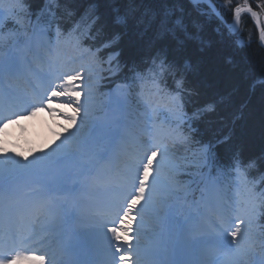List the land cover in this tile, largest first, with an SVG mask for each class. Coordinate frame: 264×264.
Returning <instances> with one entry per match:
<instances>
[{"label": "snow or ice", "instance_id": "obj_1", "mask_svg": "<svg viewBox=\"0 0 264 264\" xmlns=\"http://www.w3.org/2000/svg\"><path fill=\"white\" fill-rule=\"evenodd\" d=\"M110 6L111 23L105 24L100 13L101 0H88L83 10L72 6V0H42V6L33 10L32 0H0V132L8 124L21 118V111L36 116L43 109L56 114L54 99L66 98L75 105L72 114L60 112L76 125L74 131L65 127L59 143L41 156L17 160L7 154L0 143V264H17L18 261H38L45 264L44 256H37L26 247L31 234L25 236L23 228L17 227V210L13 204V185L16 169L23 164L28 169L38 162L42 175L51 176L50 190L54 185L67 188L71 181L83 178L85 183L96 186L102 179L96 165L106 159L118 139L136 145L132 164L127 171V181L122 198L116 202L114 211L98 209L82 214L79 221L69 203L46 204L40 211L49 219L50 228L57 231V247L48 254L47 264H221L215 253L220 249L240 252V241L248 233L250 221L235 207L226 208L219 214L209 215L195 204L186 218L175 223L170 232V241L163 244L141 245L142 225L149 211L159 212L170 207L175 192L171 182L165 178L169 147L157 142L151 126L145 125L146 135L140 136L124 128L121 118L107 123L88 120L89 101L92 97L91 70L83 65L71 72H59L49 61L47 72H33V59L21 53L4 51V33L23 27L24 21L39 23L43 27L36 33L47 36V44H58L67 33L81 46V39L90 46L85 55L98 71L110 75L126 73L125 88L135 90L145 81L160 91L161 86L170 88L167 93L175 106L177 123L183 142H195L200 146L198 170L206 191L201 199L206 203L213 190L225 179L236 178V182L247 181L253 174L264 181V151L258 156H245L235 140V130L228 124L209 131L205 138L200 125L216 113L223 98L217 101L196 104L200 91L189 83L192 68L191 50L203 51L208 42L204 37V22L215 18L223 21L216 10L214 0H104ZM207 3V10L201 7ZM147 5V6H146ZM232 5V0H223V8ZM258 7L264 10V0ZM234 22L228 25L231 33L239 31L241 13H251L260 23V13L253 10L248 0L232 5ZM259 44L264 48V28L260 29ZM147 50V56L131 64L122 63L125 44ZM237 46H242L236 41ZM225 62L233 64V57ZM264 77V66L260 69ZM23 81L25 86L21 87ZM46 81V86L44 85ZM58 81V83H57ZM59 89V90H57ZM84 101H81V96ZM192 104L191 107H188ZM79 117V124L77 120ZM197 137L200 139L197 140ZM224 148V153L218 150ZM22 156V154H20ZM75 187V186H73ZM143 201V203H141ZM135 213V215H134ZM113 216L115 218H113ZM139 217V220L137 219ZM136 230H133V223ZM87 227H83V225ZM136 237L133 242V237ZM43 242V241H39ZM211 246V247H210ZM247 264H264V244L260 252L244 250ZM234 264H244L236 261Z\"/></svg>", "mask_w": 264, "mask_h": 264}, {"label": "trees", "instance_id": "obj_2", "mask_svg": "<svg viewBox=\"0 0 264 264\" xmlns=\"http://www.w3.org/2000/svg\"><path fill=\"white\" fill-rule=\"evenodd\" d=\"M254 1L259 3V0ZM41 4L42 0H32L33 9H39ZM72 6L83 10L87 8L88 0H72ZM201 7L207 10L203 4ZM100 13L102 21L110 25V6L104 0L100 3ZM245 25L248 39L252 42L237 46L238 39L220 20L214 17L206 19L204 37L208 46L203 51L195 48L191 50L192 68L188 80L200 91L194 103L223 98L216 113L199 126L201 134L208 138L211 129L228 124L234 128L236 143L244 155L258 156L264 151V83H259L264 78L260 72L264 66V48L260 47L250 18L246 17ZM229 55L233 57V64L225 62V57ZM146 56V49L141 50L126 43L122 63L130 64ZM191 106L192 104L189 107ZM218 150L221 154L224 153L223 147Z\"/></svg>", "mask_w": 264, "mask_h": 264}, {"label": "rangeland", "instance_id": "obj_3", "mask_svg": "<svg viewBox=\"0 0 264 264\" xmlns=\"http://www.w3.org/2000/svg\"><path fill=\"white\" fill-rule=\"evenodd\" d=\"M214 2H215V5H216V10L220 13L221 17L223 18V21L227 22V23H223V24L228 29V25H231L234 22V12L231 10L232 9V5L242 4V3H244V0H232V5H229L227 9L223 8V0H214ZM248 3L252 5L254 11H257V12L260 13V23L257 24L256 18L252 17L251 13H248V12L241 13V21H240V24L238 25L239 31L234 33V35H235V38L238 39V41H240L241 45H243V46L246 45L249 42H252V40L248 39V34H246V31H248V30L245 31V29H247V26L245 25L246 17L250 18L251 21L253 22V26L255 27V30H256L258 38H259L260 29L264 28V10H261L258 7L259 3H256L254 0H248ZM203 5L207 7V3L206 2ZM229 11H232V12L229 14L228 13ZM227 14H229V15L227 16ZM258 41H259V39H258ZM92 93L93 94L95 93V91L93 89H92ZM74 107H75V105L70 104V102H69V104H67V108L72 110V111H73ZM62 120H64V122L69 121L68 119H62ZM67 123L69 125H71L72 127H76V125H73L70 121L67 122ZM43 124L45 126H43L42 131L46 132L47 134L50 135V131H49L48 127L46 126L47 123L43 122ZM73 131H74V129H73ZM43 132H42V134L45 136L46 133H43ZM48 139H49L48 141L51 142V144L54 142L51 137L48 138ZM45 141H46V137H45ZM0 143H2L3 146L6 148V143H7L6 136L3 138V141H0Z\"/></svg>", "mask_w": 264, "mask_h": 264}, {"label": "bare ground", "instance_id": "obj_4", "mask_svg": "<svg viewBox=\"0 0 264 264\" xmlns=\"http://www.w3.org/2000/svg\"><path fill=\"white\" fill-rule=\"evenodd\" d=\"M28 146L29 147H32L33 145H32V143H29L28 144ZM27 152L29 151V149H27L26 150ZM33 152V151H32ZM28 153H31V151H29ZM1 155V154H0ZM18 189L19 190H21V191H24V186L22 185V186H19L18 187ZM32 191H34V189L32 190ZM33 197H30L29 196V202H28V200L26 199V200H24V201H21V204L23 205V208H24V204H27L28 203V205H27V207L25 208V210H24V212H28L29 210H30V208H31V206L33 207L34 205H35V200H33L32 199ZM20 204V205H21ZM15 205V207L17 208L19 205H17V204H14ZM23 208H22V210H23ZM36 220V219H35ZM34 220V226L33 227H35L36 225H35V221ZM33 230H35V229H33ZM32 235H34V234H32ZM41 240V238L40 239H38V241H40ZM40 248H36V250H39ZM35 253H39V251H35ZM41 254V253H40ZM38 256V255H37ZM34 262H36V261H27V260H21V261H18L17 262V264H33ZM47 262V261H46Z\"/></svg>", "mask_w": 264, "mask_h": 264}]
</instances>
